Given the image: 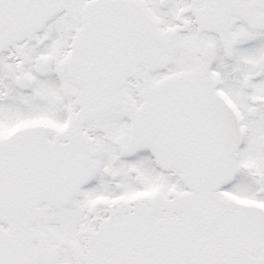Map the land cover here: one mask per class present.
Returning a JSON list of instances; mask_svg holds the SVG:
<instances>
[{
	"label": "snow or ice",
	"instance_id": "obj_1",
	"mask_svg": "<svg viewBox=\"0 0 264 264\" xmlns=\"http://www.w3.org/2000/svg\"><path fill=\"white\" fill-rule=\"evenodd\" d=\"M0 264H264V0H0Z\"/></svg>",
	"mask_w": 264,
	"mask_h": 264
}]
</instances>
